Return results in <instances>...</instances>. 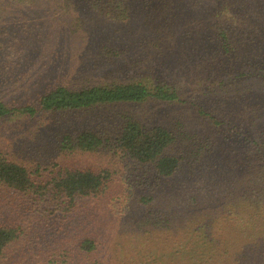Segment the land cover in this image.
Listing matches in <instances>:
<instances>
[{"label":"rangeland","instance_id":"1","mask_svg":"<svg viewBox=\"0 0 264 264\" xmlns=\"http://www.w3.org/2000/svg\"><path fill=\"white\" fill-rule=\"evenodd\" d=\"M247 2V24H232L225 51L211 32L199 28L208 20L198 22L196 15L153 36L158 31L151 35L133 19L110 22L82 4L63 9L47 1L0 0V103L37 110L33 117L13 113L0 118V150L38 182L67 170L112 175L105 196L73 208L67 221L73 224V238L64 240V248L25 238L6 264L200 262L207 246L193 236L198 226L187 231L189 225L197 216L217 217L227 195L231 198L238 188L236 180L247 173L243 157H253L254 143L264 147V0ZM145 13L146 22L161 14L153 8ZM136 82L173 87L179 100L62 112L39 108L41 96L56 86L79 90ZM125 119L167 128L180 137L184 157L199 160L185 162L175 178L158 181L151 170L109 149L86 153L68 148L70 139L85 130L113 138ZM3 192L0 223L10 220L33 236L39 220L23 212L22 198ZM193 223L206 230L205 223ZM220 225L216 233L226 235L229 227L222 220ZM86 235L99 244L96 252L78 249ZM49 248L55 252L45 254Z\"/></svg>","mask_w":264,"mask_h":264},{"label":"trees","instance_id":"2","mask_svg":"<svg viewBox=\"0 0 264 264\" xmlns=\"http://www.w3.org/2000/svg\"><path fill=\"white\" fill-rule=\"evenodd\" d=\"M13 1L26 5L47 1L63 9H68L74 3L82 4L100 13L103 19L110 22L124 24L133 19L136 27H144L151 35L158 31L153 36L168 33L179 19L196 15L199 17L198 22L201 19H204V22L208 20L206 24L200 22L199 28L211 32L212 38L225 51L229 47L228 35L232 24L237 21L240 25H246L250 16L247 0ZM151 8L160 11L161 14L159 13L156 18L157 21L146 22L143 15L146 17L145 11ZM192 28L198 27L193 25ZM137 29L135 28L136 32ZM148 100L172 103L179 100V96L173 87L141 82L99 85L79 90L56 86L41 96L39 108L45 112L78 111L115 103L140 104ZM13 113L33 117L37 110L32 106L13 109L0 103V118ZM179 139L180 137L163 126H147L134 119H125L113 138L104 137L96 130H85L70 139L68 148L86 153L109 149L121 154L136 167L151 170L156 179L162 181L175 178L185 162L192 165L200 158L184 157V151L181 149L183 143ZM189 151L191 154L195 152L193 145H190ZM251 152L253 157H243L247 163V173L241 175L240 182L239 178L236 180L240 193L238 194V188L234 189L231 198L229 194L227 195L226 205L221 207V211H216L217 217L221 215V220L229 227L226 235L216 233L215 230L221 226V220L209 214H205L204 217L197 216L198 218L193 221L205 223L207 231L200 229L196 223L192 222L189 225L187 231L198 226L193 236L201 238V242L207 246L205 252H208L203 254L199 263H193L190 259L189 264H264V147L254 143ZM111 178V173L106 170L99 172L67 170L58 172L47 181L38 182L26 166L9 160L0 150L1 191L22 198L23 205L26 206L23 212L35 215L36 217H31L39 220V226H35L33 236H26V229L14 225L10 220L0 223V264H6L17 244L20 245L25 238L37 239L39 244L45 243L47 247L55 245L64 248L62 245L64 240L73 238L69 237L73 224L67 222L73 208L105 196L111 188ZM194 237L191 242L195 240ZM46 238L51 240L50 244H46ZM98 245L88 235L83 240H78V249L86 254L96 252ZM52 249H45V254ZM53 250L55 252V249Z\"/></svg>","mask_w":264,"mask_h":264}]
</instances>
